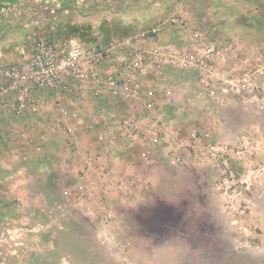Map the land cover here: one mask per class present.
<instances>
[{"label": "rangeland", "instance_id": "obj_1", "mask_svg": "<svg viewBox=\"0 0 264 264\" xmlns=\"http://www.w3.org/2000/svg\"><path fill=\"white\" fill-rule=\"evenodd\" d=\"M102 3L108 13L90 20L95 27L86 29L90 25L87 20L82 24L85 26L83 37L76 39L71 34L63 37L91 46L166 21L160 32L163 40L180 44L187 41L188 34L194 30L201 32L206 42L222 39L229 46L232 33H236L235 44L253 38L255 44L248 45L249 53L264 54V0H116ZM109 11L115 14L109 15ZM170 18L182 20V24L174 26ZM235 19L238 32L230 31V23ZM184 25L190 29L185 31ZM94 29L99 31L93 32ZM55 31L49 35L59 36ZM0 37L20 43V32L16 30L0 29ZM173 75L170 82L175 88V101L165 108L164 115L179 120L176 128L182 133L198 123L211 132L214 139L234 140L252 130L264 132V108L244 103L235 96L219 103L206 99L199 103L188 102V98L194 97V88L192 85L181 87L184 76L180 72ZM45 106L55 114L54 119L38 112L28 117L31 120L28 128L25 126L21 130L19 126L13 130V137L5 133L1 136L0 152L4 158L0 162L1 183L4 186L12 181L14 185L28 187L29 191H14L11 195L5 191L0 193V264H264V177L256 178L250 192L245 193L252 203L242 215L224 209L223 197L214 191L217 173L209 165L191 161L174 165L165 160L158 148H154L155 158L147 164L143 155L149 148L139 149L145 167H140V162L136 161L134 172H126L132 167L118 159L122 164L110 167L112 177L115 173L119 175L116 186L111 187L106 182L107 188L97 187L83 194L77 187L60 195L56 191H41L42 179L36 165L31 172L12 178L7 172L11 168L19 171L24 165L21 152L36 153L41 145L47 144L46 151L52 153L54 141L59 138L72 141L79 150L81 133L91 138L95 132L86 120L77 123L84 116L88 120L82 111L77 112V119L68 120L61 116L53 101ZM64 122L72 124V132L62 128ZM44 134L49 139L46 143L41 137ZM96 138L98 143L90 147L93 151L104 146L99 137ZM137 148L139 146L132 144L130 149L123 147L121 151L130 155L136 153ZM149 168L158 178L154 190H150ZM48 181L52 184L53 178ZM58 198L60 208L42 206L53 205L52 201ZM6 217L13 221L5 223Z\"/></svg>", "mask_w": 264, "mask_h": 264}, {"label": "built area", "instance_id": "obj_2", "mask_svg": "<svg viewBox=\"0 0 264 264\" xmlns=\"http://www.w3.org/2000/svg\"><path fill=\"white\" fill-rule=\"evenodd\" d=\"M170 20L174 26L182 24L177 18ZM165 23L91 46L57 35L35 38L26 57L0 63V123L5 114L23 118L38 112L41 93L54 96L52 101L68 120L77 119L76 102L84 95L103 104L107 97L122 100L139 116L115 119L117 131L109 142L115 134L142 139L161 146L174 165L186 161L209 165L217 173L214 191L223 197L224 209L242 215L252 203L245 193L256 178L264 177V132L252 130L234 140L214 139L198 123L182 133L164 112L175 100L170 82L175 72L187 78L181 87L191 81V103L201 99L219 103L235 96L264 108V54L241 57L222 40L206 42L194 30L180 44L161 42ZM62 128L73 131L68 122ZM1 136L0 129V142ZM143 158L145 164L150 161L149 151ZM77 188L82 194L89 192L82 185ZM98 188H107L106 181Z\"/></svg>", "mask_w": 264, "mask_h": 264}, {"label": "crops", "instance_id": "obj_3", "mask_svg": "<svg viewBox=\"0 0 264 264\" xmlns=\"http://www.w3.org/2000/svg\"><path fill=\"white\" fill-rule=\"evenodd\" d=\"M104 1L116 0H0V29H3L7 32L15 30L20 32L19 44L11 43L10 39H8L9 37H0V63L14 61L26 57L30 53L32 41L37 38L36 36H46L51 34L54 30H56V34L62 37H69L71 35H74L76 39L83 37L84 35L82 36L81 33L84 31L85 26L82 24L88 20L90 25L86 29L89 28L88 30H90L91 26L95 27V25L90 20H93L95 17L97 18V16H101L100 14L108 13L107 11L105 12L107 7L105 8V6H103L102 2ZM95 6L97 7L96 10L94 9ZM119 7L120 6H118V8ZM110 14L114 15L115 13L109 11V15ZM250 15L251 14L248 16ZM70 17L73 18V21L71 22H69ZM97 24H99V22ZM230 26V31L238 32L237 19H235V22H231ZM219 27L221 28V25H219ZM222 30L223 29H221L219 33L222 32ZM97 31H99V29H94L93 32ZM93 32L92 35H94ZM32 35H35L34 39L31 38ZM234 38H236V33H232L231 35V40L228 47L229 50L238 51L241 57L244 55H251V53L248 51L250 47H248V45H250V43L255 44V42L252 40L253 38L243 41V44H241L242 41H240V44H235L233 41ZM160 40L161 42L169 41L163 40L161 37ZM222 42H224V40H222ZM257 42L258 41H256V43ZM184 78L187 79L185 76ZM182 82H185V80H182ZM186 83L187 85H190L191 81L187 80ZM40 96L42 98V107L38 112L44 113L45 116L50 119H54V117H56L55 114L48 111L49 107L45 106V104L49 105L52 102L54 96H50L47 93H41L39 97ZM189 100L191 102L193 99L188 98L187 101L189 102ZM76 103L77 110L82 111L85 113L83 115H87L88 117L87 120L86 116H84V118L80 119L79 122L77 121V123L86 120L90 124L89 126L93 127V130L95 131L94 133L92 132L91 138L86 137V134L83 133H81L79 136V147H84V150H80V148L78 150L75 148V145L72 144V141L67 142L65 139L58 137L59 140L54 141L55 143L53 145L54 148L52 153H48L49 151H46L48 147L47 144L44 147L41 145L38 149L39 151L36 153L30 154L26 150L21 152L23 155L24 165L19 171L11 168L7 172L12 178L14 176H23L26 172H31L33 166L36 165L37 174L41 176L40 178L42 179L41 183H39L41 191L45 193L56 191V193L60 195L65 190L82 185L86 190L89 189L90 192L93 187H98V185L100 186L101 184H105V181L111 187L116 186L119 175H116L117 173H115V175L112 177V174H110V167L121 165L122 163H118V159L124 161L123 164H128L132 167L130 170L127 169L126 172L135 171L137 166L136 164H133L136 163V161L140 162V167H145V164L143 165L142 157L139 154V149L144 146L149 148L150 161L151 159L153 160L155 158L153 151L154 148L161 150L162 156L166 161H168L164 154V149L161 146L151 145L142 139H131L128 137L121 138L120 134H115V136H113V141L109 142L111 138L110 136L113 134V132L116 133L117 131L116 123L114 122L115 119L133 114L139 116V114L132 110L128 103L122 100H114L111 97H107L103 104L100 101L94 100L90 94L84 95L80 100H77ZM29 116L16 118L11 114H5L0 123L2 136L7 134L9 137H13V130L19 126H21V130H23L25 126L28 128L29 123L31 122V120L28 119ZM15 118L19 119L20 121L15 120ZM169 120L174 125H180V121L177 119ZM3 128L5 129V132L3 131ZM45 134L41 135V137L44 138V142L46 143V141L49 139ZM95 136L99 137L101 142L104 144L103 147L98 148L100 149L98 151H93V149L90 148L92 144L98 141ZM75 141L77 142V139ZM132 144L139 146V148H137V152L129 155L126 153V151H124L125 154H122V148L124 147L126 150L130 149ZM88 147L90 151L88 150ZM3 159L4 158L0 152V162L3 161ZM35 160L38 162L34 163L33 161ZM197 167L207 169L203 166ZM149 171L151 172V169L148 170V172ZM154 173V171L150 173V190H154L158 184V178ZM122 174H125V172H122ZM109 177H111V179ZM50 178H53L52 184L49 183L50 181H48ZM93 183L95 184L93 185ZM5 184L6 185L3 186V183L0 181V193L5 191V193H9L11 195V193L14 191L21 193L26 190L29 191L28 187L17 184L14 185L12 181L9 183V185H7V183ZM143 194V196L146 195L145 192H143ZM47 196L50 197L49 195ZM52 202L54 203L53 205H48V203H46V205L42 206H52V208H60L62 206L60 198H58L57 201L55 200ZM4 208L7 210L8 206L6 205ZM12 221L13 220L11 217L5 218V223ZM262 240L264 242V236H262Z\"/></svg>", "mask_w": 264, "mask_h": 264}]
</instances>
